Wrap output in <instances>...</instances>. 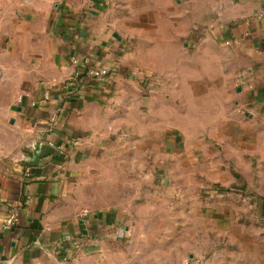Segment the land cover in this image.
Returning a JSON list of instances; mask_svg holds the SVG:
<instances>
[{
	"label": "crops",
	"instance_id": "obj_1",
	"mask_svg": "<svg viewBox=\"0 0 264 264\" xmlns=\"http://www.w3.org/2000/svg\"><path fill=\"white\" fill-rule=\"evenodd\" d=\"M263 11L264 0H0V264H105L110 243L137 234L136 215L115 207L70 210L75 149L155 160L141 201L184 217L171 223L193 211L243 223L256 209L264 225ZM92 68L111 76L97 83ZM205 246L173 264H250Z\"/></svg>",
	"mask_w": 264,
	"mask_h": 264
},
{
	"label": "rangeland",
	"instance_id": "obj_2",
	"mask_svg": "<svg viewBox=\"0 0 264 264\" xmlns=\"http://www.w3.org/2000/svg\"><path fill=\"white\" fill-rule=\"evenodd\" d=\"M123 130L119 131L121 135L119 133L116 135L125 137ZM142 130V127L136 128L135 136L139 137ZM80 136L78 143H85V140H82L83 137L93 139L92 147L96 146V135L89 133ZM111 136H108L110 142L113 141ZM100 141L102 142L101 138ZM127 146L128 144L124 145V147ZM80 148L81 146L79 150ZM100 149V152H97L95 147L93 159L86 157L85 153L80 154L78 149L67 154L68 157L66 156L64 165H74L76 160L73 168L74 175L71 177L75 180L71 189L73 199L70 210L74 215L83 217L85 213L92 214L100 209L108 208L109 210V207H115L126 215L129 213L136 215V219L140 220L130 225L136 228L135 238L126 236L124 237L126 239L107 246L110 255L105 264H173L182 257L188 258L186 253L188 249H191L188 247L192 246L193 242L201 246L209 243L210 246H205L206 249L225 253L224 258L229 261L233 257L237 263L242 259L250 264H264V225L255 220L258 210L249 209L248 217L250 218L243 223L221 221L215 224L208 219L209 213L194 214V211L186 216V221L171 223L172 219L183 220L184 217L172 216L171 212L174 209L163 205L165 202L153 199L154 196L151 197L153 202L149 201L148 206L141 201L151 196L146 188L149 182L147 172L149 166H155L157 162L146 160L144 156L134 161L118 148L114 152L113 148L107 152ZM154 179H160V177L155 176ZM152 212L155 215L149 216ZM144 213L146 215L141 216ZM199 215L200 222L196 220ZM127 222L128 219L120 224L121 230L129 228Z\"/></svg>",
	"mask_w": 264,
	"mask_h": 264
},
{
	"label": "built area",
	"instance_id": "obj_3",
	"mask_svg": "<svg viewBox=\"0 0 264 264\" xmlns=\"http://www.w3.org/2000/svg\"><path fill=\"white\" fill-rule=\"evenodd\" d=\"M258 16L260 18H263L264 17V11L261 12ZM72 62L75 65L81 67V65L86 66L88 61H87V59L81 58V57L77 56L76 54H74L72 56ZM87 72H88L89 77L94 79L97 83H103L106 81V79H108L111 76L110 70L106 69V68H92ZM82 75H83L82 73H77L75 75V77H79ZM44 98H45V100H49V96H45ZM15 222H16V218H14L13 221H10L8 223V225L4 226V229L9 230Z\"/></svg>",
	"mask_w": 264,
	"mask_h": 264
}]
</instances>
